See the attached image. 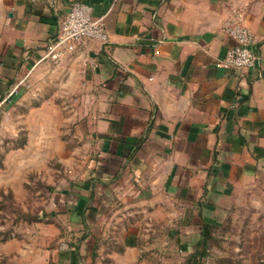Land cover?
<instances>
[{
	"label": "crops",
	"instance_id": "obj_1",
	"mask_svg": "<svg viewBox=\"0 0 264 264\" xmlns=\"http://www.w3.org/2000/svg\"><path fill=\"white\" fill-rule=\"evenodd\" d=\"M74 1L0 0V106L50 68L40 59ZM80 1L105 15L109 38L86 40L63 65L80 76L82 142L67 147L77 169L50 209L70 239L59 264H93L101 234L130 235L148 214L195 236L264 175V0ZM236 11L253 35L252 68L219 66Z\"/></svg>",
	"mask_w": 264,
	"mask_h": 264
},
{
	"label": "rangeland",
	"instance_id": "obj_2",
	"mask_svg": "<svg viewBox=\"0 0 264 264\" xmlns=\"http://www.w3.org/2000/svg\"><path fill=\"white\" fill-rule=\"evenodd\" d=\"M72 56L25 79L0 106V264H59L70 241L50 209L77 169L67 147L82 142L80 76L63 66ZM169 216L148 214L130 235L101 234L93 264H264V175L236 190L207 236L184 233Z\"/></svg>",
	"mask_w": 264,
	"mask_h": 264
},
{
	"label": "built area",
	"instance_id": "obj_3",
	"mask_svg": "<svg viewBox=\"0 0 264 264\" xmlns=\"http://www.w3.org/2000/svg\"><path fill=\"white\" fill-rule=\"evenodd\" d=\"M223 30L235 44L228 48L219 66L225 69L254 67L258 57L253 50V35L243 22V13L236 11L228 17ZM108 38L105 15L97 17L93 14L91 5L80 0L74 1L67 15L60 21L56 35L48 42L40 61L48 60L60 64L69 55L74 54L86 40L106 42ZM18 87L19 85L14 87L11 93ZM68 247L67 242L61 244V249Z\"/></svg>",
	"mask_w": 264,
	"mask_h": 264
},
{
	"label": "trees",
	"instance_id": "obj_4",
	"mask_svg": "<svg viewBox=\"0 0 264 264\" xmlns=\"http://www.w3.org/2000/svg\"><path fill=\"white\" fill-rule=\"evenodd\" d=\"M211 226L207 225V224H203V225H200V231L198 232V236L200 235L201 238L202 236H207V232H208V229L210 228ZM196 236V235H195Z\"/></svg>",
	"mask_w": 264,
	"mask_h": 264
}]
</instances>
